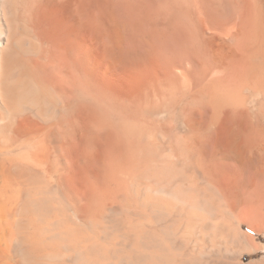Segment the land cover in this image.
<instances>
[{
    "label": "bare ground",
    "instance_id": "1",
    "mask_svg": "<svg viewBox=\"0 0 264 264\" xmlns=\"http://www.w3.org/2000/svg\"><path fill=\"white\" fill-rule=\"evenodd\" d=\"M263 242L264 0H0V264Z\"/></svg>",
    "mask_w": 264,
    "mask_h": 264
},
{
    "label": "rangeland",
    "instance_id": "2",
    "mask_svg": "<svg viewBox=\"0 0 264 264\" xmlns=\"http://www.w3.org/2000/svg\"><path fill=\"white\" fill-rule=\"evenodd\" d=\"M263 244H264V242H263ZM262 254V253H261Z\"/></svg>",
    "mask_w": 264,
    "mask_h": 264
}]
</instances>
